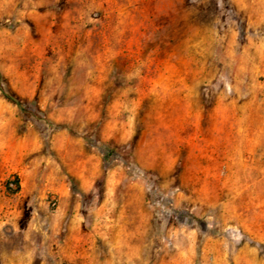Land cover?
I'll return each mask as SVG.
<instances>
[{"label":"rangeland","instance_id":"1","mask_svg":"<svg viewBox=\"0 0 264 264\" xmlns=\"http://www.w3.org/2000/svg\"><path fill=\"white\" fill-rule=\"evenodd\" d=\"M0 264H264V0H0Z\"/></svg>","mask_w":264,"mask_h":264},{"label":"trees","instance_id":"2","mask_svg":"<svg viewBox=\"0 0 264 264\" xmlns=\"http://www.w3.org/2000/svg\"><path fill=\"white\" fill-rule=\"evenodd\" d=\"M8 99H9L11 102L15 103L16 105H18L22 110H24V109H23V105H22V103H21L19 100L15 99L13 96L8 97ZM17 183H18V181H16V184H17Z\"/></svg>","mask_w":264,"mask_h":264}]
</instances>
